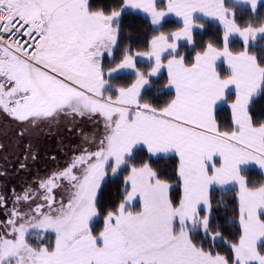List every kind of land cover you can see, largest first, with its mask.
Listing matches in <instances>:
<instances>
[{"label":"snow or ice","instance_id":"snow-or-ice-1","mask_svg":"<svg viewBox=\"0 0 264 264\" xmlns=\"http://www.w3.org/2000/svg\"><path fill=\"white\" fill-rule=\"evenodd\" d=\"M146 33L145 50L120 51L122 38ZM164 89L173 94L162 104L145 99ZM257 100L264 0H0V112L23 126L21 138L62 119L94 125L63 167L0 194V264H264ZM225 105L228 128L217 118ZM26 151L20 170L38 159L31 142ZM162 157L175 159L173 176L153 167ZM110 173H125L123 188L104 207ZM214 190L234 192L230 239L212 228Z\"/></svg>","mask_w":264,"mask_h":264},{"label":"rangeland","instance_id":"rangeland-1","mask_svg":"<svg viewBox=\"0 0 264 264\" xmlns=\"http://www.w3.org/2000/svg\"><path fill=\"white\" fill-rule=\"evenodd\" d=\"M141 15L143 14L141 13ZM199 30L200 29H197V31ZM183 45H186L187 47L190 46L183 43L181 44V47ZM140 59L143 60V58ZM163 72L166 73L165 71ZM160 76L153 78V80L155 81L160 78ZM225 107L228 108L227 105H225ZM224 110L225 108L223 106L222 111ZM222 111L218 113L220 114ZM225 119L226 118H218L221 125L222 123H226ZM228 119L231 121V118ZM22 127L23 126L17 121L0 112V163H2L0 168L5 169L4 165L6 164L12 163L14 165L16 170L7 168L5 173L7 174L6 178L16 179L14 188L17 191H20V186L25 180H30L34 175H44L48 170L57 166L63 167L65 161L72 154V150L82 143V133L87 134L94 130L92 122L86 119L81 120L80 118H76L74 124L69 119H62L58 126H53L50 129L43 128L39 132H29L23 138L19 136ZM69 127L72 128L71 131L67 129ZM76 127H78L77 130ZM54 137L58 138L53 144L51 138L54 139ZM46 140H48L47 145L45 144ZM29 142H31L33 150L38 153V159L33 162L29 158V168L26 170H20L19 165L23 162V158L27 154L26 146ZM39 149L47 152L44 156L45 158L43 155L40 156ZM51 156H56V160H51L49 158ZM0 219H3V217L0 216Z\"/></svg>","mask_w":264,"mask_h":264},{"label":"trees","instance_id":"trees-1","mask_svg":"<svg viewBox=\"0 0 264 264\" xmlns=\"http://www.w3.org/2000/svg\"><path fill=\"white\" fill-rule=\"evenodd\" d=\"M119 2V0H96L97 5L99 6H107L108 8L111 7H115V5ZM140 16L142 17L143 15L140 14ZM125 19H131V17H125ZM170 22L167 24V29L168 30H174L176 27L179 26V23L177 20L169 18ZM137 23H140V21L138 20ZM147 28V25L144 24L142 25L141 31L143 32L144 29ZM128 29H126V33H127ZM198 35V39L202 38L204 41H207L210 36L211 33H207L205 34L203 32V30H199L197 31ZM151 33H146L144 35H141L138 38H135L133 41H128V40H124L122 38V42H121V46H120V51H122L123 47L128 44V43H132L133 48H135L136 50L139 51H143L145 50L142 44L143 39L146 38V36H150ZM240 42L237 40V42L233 45L234 48L239 49L240 48ZM120 51L116 52V55L119 56L120 55ZM181 51L182 52H190L191 51V46H186L183 45L181 47ZM192 55H194V53H191ZM105 63H108L107 60H105ZM139 67H146L147 66V62L141 59V62L138 64ZM160 76V75H159ZM159 81V84H156L155 87H160V85H163L166 83L167 81V75L166 73L162 72L160 78L156 79L155 81ZM123 81H121L122 83ZM164 93L163 95H159L157 96L156 93L153 91L151 95H149L148 93H145V99L149 100L150 102L154 103V104H162L164 101H166L167 99H170L171 95L173 93H169L167 89H164ZM225 110L222 111L220 114H217V118H226V123H222V127L228 128L230 127V120L228 118H230V114L228 111V108L225 107ZM219 111V112H220ZM253 116L254 119H264V101L261 100H257L254 104H253ZM219 121V120H218ZM221 124V123H220ZM62 136V135H61ZM58 138V137H57ZM56 137L51 138V140H53V144L56 142ZM44 142V141H43ZM48 140L45 141V144L47 145ZM40 151V156L43 155V157L45 156V154L47 153L46 151ZM42 157V158H43ZM45 158V157H44ZM147 158V157H145ZM153 163V167L157 168L159 171H161L162 173H166L168 176H173L174 173V169H175V159L171 158V157H162V158H158V159H154L152 161ZM125 175V173H119L115 176H111V173L106 177L104 185H103V191H102V197H101V204L104 207H110L112 204L117 203L120 199V191L123 188V176ZM252 179H258V177H256L255 175H252ZM179 192L178 188H174L172 194L175 196L177 193ZM234 197V192H229L226 195L219 192V191H213V209H212V228L213 230H219L222 232V234L226 237V238H231L230 233L234 232L235 229L233 227H231L230 225V220L233 216V210L235 208V203L233 200ZM224 200L225 203L224 204H218L217 201L218 200ZM217 251H220L222 254H227V248L226 246L223 245H218L217 246Z\"/></svg>","mask_w":264,"mask_h":264},{"label":"flooded vegetation","instance_id":"flooded-vegetation-1","mask_svg":"<svg viewBox=\"0 0 264 264\" xmlns=\"http://www.w3.org/2000/svg\"><path fill=\"white\" fill-rule=\"evenodd\" d=\"M1 165H2V163H0V166ZM4 167H5V169L0 168V173H2V174H0V177H2V178H0V194L10 195L9 190L15 187L14 183L16 182V179L6 178L7 174L5 173V171L7 168L14 169V170H16V169L12 163L6 164V165H4Z\"/></svg>","mask_w":264,"mask_h":264},{"label":"crops","instance_id":"crops-1","mask_svg":"<svg viewBox=\"0 0 264 264\" xmlns=\"http://www.w3.org/2000/svg\"><path fill=\"white\" fill-rule=\"evenodd\" d=\"M170 18H172V19H175V20H177L178 21V18H176L175 16H171ZM183 43H186V42H181V44H183ZM163 71H165L166 72V70H162V72ZM166 75H167V72H166ZM159 76V75H158ZM157 76V77H158ZM154 78H156V77H154ZM228 111H229V114H230V118H231V112H230V108H228ZM67 129H69V128H67ZM72 129V128H71ZM75 129V128H74ZM78 129V127H76V130Z\"/></svg>","mask_w":264,"mask_h":264}]
</instances>
